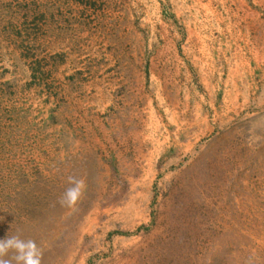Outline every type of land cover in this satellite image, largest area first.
<instances>
[{
    "label": "rangeland",
    "instance_id": "374dc122",
    "mask_svg": "<svg viewBox=\"0 0 264 264\" xmlns=\"http://www.w3.org/2000/svg\"><path fill=\"white\" fill-rule=\"evenodd\" d=\"M14 235L42 264H264V0H0Z\"/></svg>",
    "mask_w": 264,
    "mask_h": 264
},
{
    "label": "clouds",
    "instance_id": "9594fccd",
    "mask_svg": "<svg viewBox=\"0 0 264 264\" xmlns=\"http://www.w3.org/2000/svg\"><path fill=\"white\" fill-rule=\"evenodd\" d=\"M69 186L64 190L60 203L73 209L84 194V179L68 178ZM43 249L35 240H24L18 235L0 239V264H42Z\"/></svg>",
    "mask_w": 264,
    "mask_h": 264
}]
</instances>
